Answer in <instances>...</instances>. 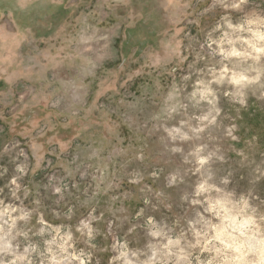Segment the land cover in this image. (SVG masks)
<instances>
[{
	"label": "rangeland",
	"instance_id": "1",
	"mask_svg": "<svg viewBox=\"0 0 264 264\" xmlns=\"http://www.w3.org/2000/svg\"><path fill=\"white\" fill-rule=\"evenodd\" d=\"M0 264H264V0H0Z\"/></svg>",
	"mask_w": 264,
	"mask_h": 264
}]
</instances>
